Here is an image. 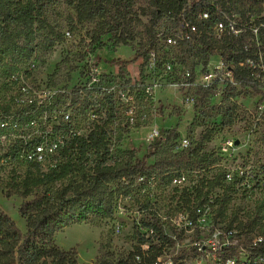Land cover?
I'll return each mask as SVG.
<instances>
[{
    "label": "rangeland",
    "instance_id": "374dc122",
    "mask_svg": "<svg viewBox=\"0 0 264 264\" xmlns=\"http://www.w3.org/2000/svg\"><path fill=\"white\" fill-rule=\"evenodd\" d=\"M51 1L45 8L46 18L64 35L62 42L48 50L42 44L44 32H40L29 49L33 56L28 60V53L25 57L7 53L0 43V180L8 178L18 160L22 161L19 168L23 169L28 156L41 149L51 153L48 144L66 132L56 130L67 123L66 115H71L72 130L80 136L89 135L95 125H105L110 137L109 163L135 162L147 156L149 174L142 179L124 180L125 187L116 197L112 218L72 224L56 233V245L64 251L75 249L78 264L118 260L138 247L148 251L150 244H142L149 239L147 225L158 223L168 236L178 241L174 245L155 242L164 253L163 264L184 252L189 253L184 264H222L220 253L211 250L213 245L218 250L229 244L246 243L245 236L234 230L236 225L229 229L230 217L237 214L239 220L247 218L258 203L264 202V186L247 190L255 185L256 175L264 174V92L257 94L249 87H240L228 101L225 97L206 96L199 106L191 108L180 104L181 93L165 85L164 78V85L149 102L134 93L135 123L129 124L123 103L116 96L109 97L105 90L120 88L127 81L141 82V59L137 55L146 44L147 27L152 19L148 1L136 0L134 40L125 43H119L111 35L100 36L96 22L79 23L70 0ZM194 62L195 59L188 58L185 67ZM228 107L237 112L231 126L223 121L222 109ZM154 127L161 132L160 142L150 148ZM170 131L175 133L169 134ZM206 134L209 140L204 141L203 151L212 160L218 159L216 164L197 168L164 162L180 153L177 147L182 138L190 137L194 147ZM227 140L239 142L232 156L222 152ZM43 168L48 171L51 163L43 160ZM241 171L245 180L237 184L224 180L225 172H229L240 181ZM182 174L187 176V183H180L178 177ZM217 177L222 181L211 195L219 196L228 187L232 196L225 221L205 215L208 210L204 211L199 206L202 200L196 199V188L202 181ZM119 183L115 181L112 186L117 188ZM186 187L193 190L183 191ZM22 203V198H8L0 188V213L10 216L25 233L26 220L19 211ZM184 207L201 215V227H193L183 236L180 229L182 212L187 211ZM199 242L206 243V251L191 250ZM244 257L240 253L238 259Z\"/></svg>",
    "mask_w": 264,
    "mask_h": 264
},
{
    "label": "trees",
    "instance_id": "16d2710c",
    "mask_svg": "<svg viewBox=\"0 0 264 264\" xmlns=\"http://www.w3.org/2000/svg\"><path fill=\"white\" fill-rule=\"evenodd\" d=\"M147 1L152 8V19L147 27L146 44L140 55H137L139 58L145 56L151 49L157 48L156 30L161 20L179 16L190 4L198 6V1L200 2V0ZM228 1L251 27H260L264 24L262 17L264 0ZM51 2V0H0V43L4 46L5 52L21 57L28 53L26 59H31L33 52L29 49L40 32H44L42 44L48 50L63 41L64 35L56 31L46 18L45 8L51 5ZM70 2L76 12L77 21L96 22L100 36L111 35L119 43L134 40L132 23L136 0H70ZM251 18L255 19L251 21ZM260 40L262 44L260 48L254 42L250 43L252 46L250 56L253 58H256L259 52L264 54V31L260 34ZM244 43L243 39L233 40L229 37L220 42H208L203 34L199 42L180 44L175 51V57L180 62H186L188 58L201 60L209 53L222 52L229 56L235 54L236 59L240 60L247 56L244 52ZM200 45L203 49L199 47ZM236 78L242 87H249L257 94H262L253 85L248 70L237 71ZM231 93L225 95V101L232 98ZM205 97V93L201 94L199 103ZM222 111L224 124L233 125L237 118L236 109L228 107ZM114 117V115L111 117L112 120ZM72 128V122L58 126L56 130L66 132L55 142L48 144L51 153L43 150L41 162L37 158L28 159L23 169L19 168L22 161L18 160L17 166L11 170L8 178L0 180V188L6 197L18 196L23 199L19 211L21 217L26 220L24 233L10 216L0 213V264H78V253L75 249L64 251L56 245L54 240L56 233L72 224L112 218L116 197L124 189V182L149 174L151 167L147 165V156L135 162L109 163L110 137L105 125H95L87 136L74 134ZM175 139L179 140L177 134ZM206 140H209V136L202 135L194 147L191 144L188 149L168 157L164 162L168 165L197 168L216 164L219 160H212L211 155L203 151ZM159 142V138L155 139L150 148L157 147ZM43 160L51 163L48 171L43 168ZM115 181H120L117 188L112 186ZM221 181V177L202 181L196 189L198 194L196 199L206 201ZM205 189H209L207 193H204ZM231 200L230 190L226 187L212 205L217 206L215 219L226 220ZM230 218L227 223L229 229L232 230L236 225L234 230L240 236H245L246 243L222 248L220 250L222 264L238 259L239 249H246L249 253L247 261L242 264H259L258 258L264 255V202L258 203L247 218L239 220L237 214ZM147 227L152 233L146 235L149 239L142 244H150L148 251L138 247L127 257L118 260L100 259L95 264H154L164 254L155 242L163 244L175 242L165 235L158 223ZM257 236L263 237V242L254 247L253 241ZM188 254L181 253L173 259L174 263L184 264Z\"/></svg>",
    "mask_w": 264,
    "mask_h": 264
},
{
    "label": "built area",
    "instance_id": "2783aa9c",
    "mask_svg": "<svg viewBox=\"0 0 264 264\" xmlns=\"http://www.w3.org/2000/svg\"><path fill=\"white\" fill-rule=\"evenodd\" d=\"M198 6L190 4L186 7L179 16H174L170 19H163L159 22L156 30L157 48H153L141 59V82L130 84L125 82L120 85V88L106 89L105 93L111 98L116 96L125 107L126 114L128 115L127 122L129 124L135 123L136 107L135 92L140 94L146 102L156 94L159 88L165 85L174 91L181 93L180 104L185 107L194 108L199 105L201 94L205 96H213L216 98H223L231 92H235L238 88L242 87L241 83L236 78L237 71L248 70L250 79L253 85L257 87L261 93L264 92V54L259 52L256 58L250 56L252 46L251 42L260 48L261 40L260 34L264 31V24L260 27H251L242 16L234 10L228 0H200ZM264 17V12L262 14ZM255 18H251L253 21ZM207 37L208 42H220L224 38L229 37L233 40H245L244 52L247 56L237 60L236 56H229L222 52L209 53L204 59L195 58V62L189 68L186 62H180L175 57V51L180 44H193L199 42V39ZM200 48L203 47L200 45ZM197 49V48H196ZM199 49V48H198ZM186 66V67H185ZM66 122L71 121V115L65 116ZM77 134V133H74ZM78 135V134H77ZM161 132L158 128H153L150 133V139L154 141L159 138ZM80 136V135H79ZM191 146L190 138L184 137L177 147L178 151H183ZM56 147V146H55ZM236 150V142L227 140L222 145V152L224 155L232 156ZM39 150L28 159L37 158L42 161V152ZM38 155V156H37ZM242 172V171H241ZM145 177V176H144ZM139 177L137 179H142ZM181 184L187 183V176L182 174L178 177ZM224 180L229 184H237L245 180V174L242 172L240 181L234 178V175L225 172ZM254 186H248L247 190L259 189L264 186V174L256 175ZM249 185V183L247 182ZM197 189V188H196ZM192 191L193 188L186 187L183 191ZM217 196L209 194L208 199L203 201L199 206L208 210L205 215H211V218L216 217L217 206H212ZM186 208V207H184ZM197 209V208H196ZM187 211L182 212L183 227L180 232L189 234L193 227H197L201 220V215L186 208ZM160 225V224H159ZM162 227V226H161ZM199 227H201L199 225ZM163 229V228H162ZM164 231V230H163ZM152 233L149 229L148 236ZM165 233V231H164ZM165 235H167L165 233ZM168 236V235H167ZM174 244L178 241L174 237L168 236ZM263 242V237L257 236L253 241V246L256 247L259 243ZM173 244V245H174ZM235 246V245H227ZM215 245L212 247L213 252H219L222 248ZM194 252H203L207 250L206 243H195L191 249ZM217 250V251H216ZM244 253V259L229 260L227 264H240L245 263L248 257V250L239 249V254ZM163 256V255H162ZM160 256L154 264H163ZM175 257H173L174 259ZM137 259L140 261L139 257ZM173 259H170L165 264H175ZM187 260V259H186ZM186 260L184 262H186ZM238 261V262H237ZM259 264H264V255L258 258Z\"/></svg>",
    "mask_w": 264,
    "mask_h": 264
},
{
    "label": "water",
    "instance_id": "95a60500",
    "mask_svg": "<svg viewBox=\"0 0 264 264\" xmlns=\"http://www.w3.org/2000/svg\"><path fill=\"white\" fill-rule=\"evenodd\" d=\"M236 145H239V142L238 141H236Z\"/></svg>",
    "mask_w": 264,
    "mask_h": 264
}]
</instances>
